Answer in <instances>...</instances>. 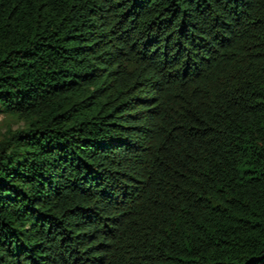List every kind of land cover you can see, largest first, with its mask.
Returning a JSON list of instances; mask_svg holds the SVG:
<instances>
[{
	"label": "trees",
	"instance_id": "1",
	"mask_svg": "<svg viewBox=\"0 0 264 264\" xmlns=\"http://www.w3.org/2000/svg\"><path fill=\"white\" fill-rule=\"evenodd\" d=\"M0 264H264V0H0Z\"/></svg>",
	"mask_w": 264,
	"mask_h": 264
},
{
	"label": "rangeland",
	"instance_id": "2",
	"mask_svg": "<svg viewBox=\"0 0 264 264\" xmlns=\"http://www.w3.org/2000/svg\"><path fill=\"white\" fill-rule=\"evenodd\" d=\"M16 122V117L0 114V140L5 137V135L9 132V130Z\"/></svg>",
	"mask_w": 264,
	"mask_h": 264
},
{
	"label": "clouds",
	"instance_id": "3",
	"mask_svg": "<svg viewBox=\"0 0 264 264\" xmlns=\"http://www.w3.org/2000/svg\"><path fill=\"white\" fill-rule=\"evenodd\" d=\"M28 128L27 119L25 117H20L17 122L12 126L11 133H17L21 131H26Z\"/></svg>",
	"mask_w": 264,
	"mask_h": 264
}]
</instances>
